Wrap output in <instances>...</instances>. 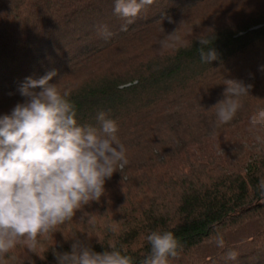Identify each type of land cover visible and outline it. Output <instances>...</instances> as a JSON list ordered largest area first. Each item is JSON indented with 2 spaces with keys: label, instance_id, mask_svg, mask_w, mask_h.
<instances>
[{
  "label": "trees",
  "instance_id": "16d2710c",
  "mask_svg": "<svg viewBox=\"0 0 264 264\" xmlns=\"http://www.w3.org/2000/svg\"><path fill=\"white\" fill-rule=\"evenodd\" d=\"M113 9V0H0V116L25 101L27 78L56 70L51 82L70 93L78 122L98 126L106 112L129 161L84 219L78 212L36 253L18 245L8 264H58L54 251H71L73 235L96 252L124 245L140 264L154 230L184 245L170 264H264V143L249 131L264 108V0H156L126 31ZM176 29L183 43L162 50ZM199 37L212 40L211 64L199 57ZM225 79L253 88L215 127ZM229 250L237 260L225 259Z\"/></svg>",
  "mask_w": 264,
  "mask_h": 264
},
{
  "label": "clouds",
  "instance_id": "9594fccd",
  "mask_svg": "<svg viewBox=\"0 0 264 264\" xmlns=\"http://www.w3.org/2000/svg\"><path fill=\"white\" fill-rule=\"evenodd\" d=\"M113 3L114 13L125 20L121 30L126 31L156 0ZM167 19L174 22L171 17ZM177 29L160 41L162 50L183 43ZM98 34L105 39L112 35L106 25L98 27ZM198 42L203 63L218 59L216 50L210 47L212 40L199 37ZM56 76L57 71L52 70L39 79L27 78L20 88L25 101L16 104L10 114L0 116V264H8L6 257L18 245L36 253L45 238L72 222L78 212L84 219L85 207L99 202L106 194V181L129 163L117 122L100 111L96 116L98 126L79 123L70 93L51 82ZM224 86V98L213 106L215 127L229 124L236 117L244 107L242 98L253 88L237 79H225ZM262 130L264 108H258L250 117L249 128L258 143H264V137L256 134ZM258 188L264 195V179ZM109 230L116 231L114 227ZM72 238L71 251H54L58 264H134L124 245L113 244L96 252L76 235ZM146 240L150 251L140 264H170L184 247L172 231H151ZM215 243L225 247L222 235H217ZM237 258L234 250L225 255L230 261Z\"/></svg>",
  "mask_w": 264,
  "mask_h": 264
}]
</instances>
